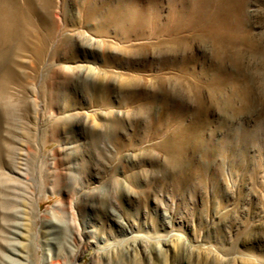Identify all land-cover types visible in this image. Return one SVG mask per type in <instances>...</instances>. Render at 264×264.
Segmentation results:
<instances>
[{"label":"rangeland","instance_id":"374dc122","mask_svg":"<svg viewBox=\"0 0 264 264\" xmlns=\"http://www.w3.org/2000/svg\"><path fill=\"white\" fill-rule=\"evenodd\" d=\"M239 1L220 69L170 0H0V264H264V0Z\"/></svg>","mask_w":264,"mask_h":264},{"label":"bare ground","instance_id":"6f19581e","mask_svg":"<svg viewBox=\"0 0 264 264\" xmlns=\"http://www.w3.org/2000/svg\"><path fill=\"white\" fill-rule=\"evenodd\" d=\"M180 1L182 3L181 8L178 6V3ZM170 6L171 17L174 20L177 18L178 15H181L187 20L189 24L194 25L195 32L197 33L198 38L202 42L209 40L213 43V46L216 50V57L220 63L219 67L220 69H222L223 56L227 54L230 49L235 48L237 44V39L239 37V31L242 26V9L240 7L241 2L239 0H170ZM160 30V32H162L165 36L167 35V37L161 38L160 40L158 38L159 53L161 54V56H164L168 51L174 52L176 50L177 46L180 45V39L178 38L179 36L177 37L175 34L172 33L173 31L167 25H162L160 27ZM217 80L219 85H223L224 80L221 79L220 76ZM177 84H181V81H178ZM168 162L173 163L171 157L168 158ZM17 225H21V223L18 222L17 224H15L13 234L18 235L19 232H16L18 230L16 229L18 228ZM20 236H22L21 233ZM15 244L20 245L22 243L15 242ZM7 250H9V252H11L12 254L21 256V258L23 259L25 258V255L20 253L18 247L15 248L9 246L7 247ZM12 259L17 260L16 258Z\"/></svg>","mask_w":264,"mask_h":264}]
</instances>
